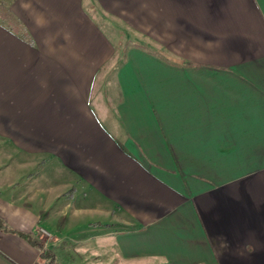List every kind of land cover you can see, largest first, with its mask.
<instances>
[{
  "label": "crops",
  "instance_id": "1",
  "mask_svg": "<svg viewBox=\"0 0 264 264\" xmlns=\"http://www.w3.org/2000/svg\"><path fill=\"white\" fill-rule=\"evenodd\" d=\"M4 8L0 264H264V0Z\"/></svg>",
  "mask_w": 264,
  "mask_h": 264
},
{
  "label": "rangeland",
  "instance_id": "2",
  "mask_svg": "<svg viewBox=\"0 0 264 264\" xmlns=\"http://www.w3.org/2000/svg\"><path fill=\"white\" fill-rule=\"evenodd\" d=\"M0 10L2 12H5V8L3 6H1V4H0ZM119 43H120V47H124L125 45H127V46L132 45L133 40L129 39V38L120 39ZM123 43H125V44H123ZM120 57H121V55H120ZM22 166L23 165L19 163V160L17 161V159H16V162L13 161L8 167H6L5 169L0 171L1 180L5 181V180L16 179V177H18L21 174V171L23 169ZM45 244L47 246L45 248H48V246H49L52 249V252L57 253L59 259L62 262L69 263V259L71 258V256H70L71 248H70V244L68 243V241L67 242H58V241L55 242L51 239V237H49L48 234H46ZM72 261L77 263L75 259H73Z\"/></svg>",
  "mask_w": 264,
  "mask_h": 264
},
{
  "label": "trees",
  "instance_id": "3",
  "mask_svg": "<svg viewBox=\"0 0 264 264\" xmlns=\"http://www.w3.org/2000/svg\"><path fill=\"white\" fill-rule=\"evenodd\" d=\"M9 1H10V0H9ZM5 3H6V0H1V1H0V4H1V6H3V7H4ZM29 240H30L34 245H36L38 248L41 249L40 257H41L42 259H45L46 262H47L48 264H59V263L56 262V260H55V255H54V253L52 252V250H50V249H48V248H41V246H40L37 242L33 241L31 238H29Z\"/></svg>",
  "mask_w": 264,
  "mask_h": 264
},
{
  "label": "clouds",
  "instance_id": "4",
  "mask_svg": "<svg viewBox=\"0 0 264 264\" xmlns=\"http://www.w3.org/2000/svg\"><path fill=\"white\" fill-rule=\"evenodd\" d=\"M218 239L221 241V243H222L224 246L227 245V242H226V240H225L223 237H219Z\"/></svg>",
  "mask_w": 264,
  "mask_h": 264
}]
</instances>
